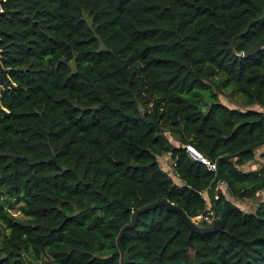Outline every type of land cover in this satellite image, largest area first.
I'll return each instance as SVG.
<instances>
[{
	"label": "trees",
	"instance_id": "1",
	"mask_svg": "<svg viewBox=\"0 0 264 264\" xmlns=\"http://www.w3.org/2000/svg\"><path fill=\"white\" fill-rule=\"evenodd\" d=\"M263 38L264 0H0V264H264ZM159 199L222 229L155 206L121 261Z\"/></svg>",
	"mask_w": 264,
	"mask_h": 264
},
{
	"label": "water",
	"instance_id": "2",
	"mask_svg": "<svg viewBox=\"0 0 264 264\" xmlns=\"http://www.w3.org/2000/svg\"><path fill=\"white\" fill-rule=\"evenodd\" d=\"M262 47L264 48V38L258 40L257 42H255L247 51L241 53L240 55L241 56L252 55L259 48H262ZM262 145H264V137L261 140L246 146L245 148L241 149L237 153L246 152V151L252 150L254 148L260 147ZM181 147H184V146L181 145ZM155 206H164L166 209L175 211L179 215L180 219L187 226V228L189 230V233H191V232H195V233L212 232V231H216V230L222 229V226H223L221 220L219 218H216V217H214V219L209 224L200 225L196 221L191 219L190 217L186 216L185 213L179 207H177L175 204H173V203H171V202H169L167 200H164V199L156 200V201H154L152 203L143 205V206L135 209L132 212V214H131L130 220L120 227V229H119V231H118V233L116 235V238H115V243H116L117 247L119 248V254H120V260L121 261L123 259V255H122V252H121V249H120V246H119V238L122 235L123 231L125 230V228L133 225L134 220L136 218V215L139 212L145 211L147 209H151V208H153ZM187 245H188L189 251L194 252L195 248L189 241H187Z\"/></svg>",
	"mask_w": 264,
	"mask_h": 264
},
{
	"label": "crops",
	"instance_id": "3",
	"mask_svg": "<svg viewBox=\"0 0 264 264\" xmlns=\"http://www.w3.org/2000/svg\"><path fill=\"white\" fill-rule=\"evenodd\" d=\"M223 104L226 105V107H228V108H235L236 107V106H234L232 104H226V103H223ZM252 108L253 109H257L255 106L252 107ZM263 147H264V145H263ZM263 153H264V148L261 149V146H260L259 148L256 149L254 157L251 160H248L247 162L242 164L241 168L243 170H252V169H256L258 167H264V158L262 157ZM161 157L168 158V155H162ZM169 163H170V160H169ZM170 177L172 178V180L176 184L179 183V180H178V178L176 176L170 175ZM219 188H220V191L224 194L225 197L229 198L230 200L232 199L230 197V195L226 192L224 184L221 183ZM258 198H260V200L264 199V194L255 196V199H251L252 200L251 203H248V201L246 199H242V200H237V199L233 200L232 199L231 201H232V203L236 204L242 210L253 211L254 208H255L256 200H258ZM248 200H250V199H248ZM249 205H251L252 207L249 208Z\"/></svg>",
	"mask_w": 264,
	"mask_h": 264
},
{
	"label": "rangeland",
	"instance_id": "4",
	"mask_svg": "<svg viewBox=\"0 0 264 264\" xmlns=\"http://www.w3.org/2000/svg\"><path fill=\"white\" fill-rule=\"evenodd\" d=\"M85 19H86V17H85ZM86 20H88V19H86ZM218 98H219V101H221L222 103H226V104H232V105H234V106H236L237 108H242V106H241V99H240V97L236 94V93H234V91L231 89V88H226V89H223L220 93H219V95H218ZM166 136H167V139L171 142V143H174V144H176L175 142H174V140L172 139V137H170V136H168L167 134H166ZM259 148V147H258ZM264 147H263V145L261 146V149H263ZM159 165L161 166V167H163L164 169H167V172H168V174L169 175H171L172 174V172H171V169L169 168L170 167V163H169V160H168V158H165V157H159ZM250 200H248V199H246L247 201H248V203H251V198H249ZM252 206L251 205H249V208H251ZM248 208V209H249ZM11 213L12 214H14V215H19V212H18V210L17 209H11ZM2 232V231H1Z\"/></svg>",
	"mask_w": 264,
	"mask_h": 264
},
{
	"label": "built area",
	"instance_id": "5",
	"mask_svg": "<svg viewBox=\"0 0 264 264\" xmlns=\"http://www.w3.org/2000/svg\"><path fill=\"white\" fill-rule=\"evenodd\" d=\"M184 148L193 158H195L197 160H200L201 162L207 164V166L210 169H214V164L213 163H208L207 160H204L203 158H201L200 155L198 153H196L190 146H184ZM220 185H221V183H218L216 185V188L220 189L219 188ZM261 194H264V185L255 192L256 196L261 195ZM202 197L205 198V194H202ZM214 197H216V195H214ZM208 207H209V203H208ZM190 218L193 219L196 222L197 221H202V222H204L206 224H209L214 219V216L212 215L211 210L208 209L206 212H204L202 214H197V215H195L193 217H190Z\"/></svg>",
	"mask_w": 264,
	"mask_h": 264
}]
</instances>
